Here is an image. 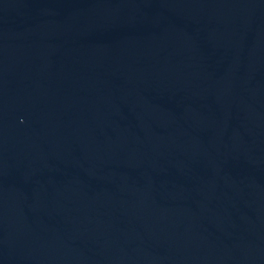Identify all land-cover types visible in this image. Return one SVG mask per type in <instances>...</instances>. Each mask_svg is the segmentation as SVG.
<instances>
[{"label":"water","instance_id":"95a60500","mask_svg":"<svg viewBox=\"0 0 264 264\" xmlns=\"http://www.w3.org/2000/svg\"><path fill=\"white\" fill-rule=\"evenodd\" d=\"M0 264H264V0H0Z\"/></svg>","mask_w":264,"mask_h":264}]
</instances>
